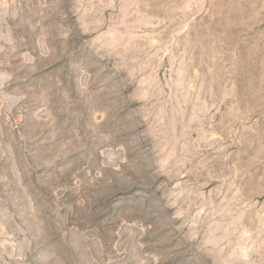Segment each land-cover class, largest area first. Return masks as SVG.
I'll return each instance as SVG.
<instances>
[{
    "label": "rangeland",
    "instance_id": "374dc122",
    "mask_svg": "<svg viewBox=\"0 0 264 264\" xmlns=\"http://www.w3.org/2000/svg\"><path fill=\"white\" fill-rule=\"evenodd\" d=\"M0 264H264V0H0Z\"/></svg>",
    "mask_w": 264,
    "mask_h": 264
}]
</instances>
